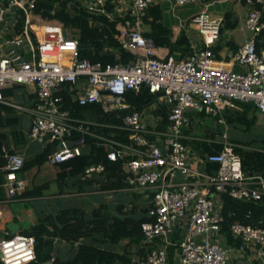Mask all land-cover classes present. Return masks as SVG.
Segmentation results:
<instances>
[{"label":"built area","instance_id":"1","mask_svg":"<svg viewBox=\"0 0 264 264\" xmlns=\"http://www.w3.org/2000/svg\"><path fill=\"white\" fill-rule=\"evenodd\" d=\"M126 4L124 11L117 3ZM206 0H90L85 6L92 14L125 17L115 26L121 47L133 54L126 63L92 62L81 58L77 40L63 35V24L56 19H44L34 12L36 0H0V102L14 111L30 115L28 137L43 144L55 143L47 157L50 164L60 163L82 153L85 135L96 137L107 146V158L123 160L124 182L134 190L151 194V220L141 223L143 241L150 245L156 237L166 242L176 227L184 228L179 242V264H230L229 250L221 244L222 194L245 201L264 197V178L248 175L242 169L236 144L230 139L224 111L235 108L237 102H250L264 113V38L256 45L264 31L261 9L256 5L264 0H245L246 14L238 23L240 31L247 32L239 47L228 59H220L213 50L224 26V12L212 13L209 7L216 3ZM163 2L175 7L201 4L196 12L180 25L193 27L200 43L189 40L191 51L182 58L172 53L159 54L143 16L150 7ZM113 6V13L107 10ZM115 9L123 12L115 13ZM18 12L15 22L8 25L9 13ZM23 17L20 32H15L19 17ZM179 18V17H178ZM34 34V39L31 36ZM188 38V37H187ZM14 84L29 85L33 96L28 103L4 97L1 89ZM65 84H71L73 99L83 105L99 102L106 112L125 111L120 123H97L91 119H76L63 106L58 93ZM145 86L155 99L141 110L132 106L126 92H139ZM154 109L152 120L147 111ZM164 110L169 125L160 128L159 111ZM211 116L216 138L209 139L221 145L217 153L201 157L192 153L184 141L193 138L184 129L200 120V113ZM91 125L113 128L127 133L128 142L114 135L96 132ZM79 136H74V132ZM6 158L3 167L6 194L12 197L23 188L17 179L25 161L22 154L10 152L3 145ZM193 155V156H192ZM199 161L193 167L191 159ZM215 162V171L206 169V163ZM104 164L85 167L87 177L103 173ZM234 238L241 242L240 251L255 246L260 264H264V226L234 221L230 225ZM34 237L16 232L0 237L1 264H25L35 259ZM134 264H167L166 251L152 246Z\"/></svg>","mask_w":264,"mask_h":264},{"label":"trees","instance_id":"2","mask_svg":"<svg viewBox=\"0 0 264 264\" xmlns=\"http://www.w3.org/2000/svg\"><path fill=\"white\" fill-rule=\"evenodd\" d=\"M214 1V0H206ZM261 9L262 19L264 20V4L256 5ZM34 12L40 14L44 19H56L61 22L70 38L77 40L78 53L81 58H87L92 62L100 61L103 64L122 62L126 63L133 58V54L124 50L115 37L117 32L115 26L119 20L125 17H109L104 14H92L84 5H75L70 7L67 0H36ZM107 10L113 13V6L107 5ZM143 22L148 24L150 29L146 33L154 39L157 47H166L169 53H174L177 58L186 56L190 51L189 40L183 31L179 33L176 39L172 40L171 28L162 21V13L159 7L148 8L143 16ZM236 22L232 18L230 11L224 12V27L233 28ZM23 26V17L20 16L16 23L15 32H20ZM34 39V34L31 32ZM264 38L262 31L256 41L257 48L261 46L260 40ZM35 40V39H34ZM220 45L213 47L216 52ZM22 85L14 84L11 87L1 89L4 97H16L15 90ZM71 84H65L58 93L63 98V106L68 108L72 117L76 119H91L97 123L118 124L120 118L117 114L122 115L125 111L106 112L102 109L99 102H89L79 104L73 99ZM128 102L136 109L141 110L154 101L155 95L142 86L139 92L128 90L126 92ZM255 106L250 102H237L235 108L224 111V117L231 128L237 130H249L255 121ZM14 111L10 106L0 102V128L3 122H10V119L4 114ZM162 121L159 123L160 128L169 125V120L164 110L159 111ZM203 114V112H202ZM7 117V118H6ZM90 129L96 132H103L114 135L120 141L128 142L127 133L113 128H102L98 125H91ZM186 134L192 132L191 127L184 129ZM20 133H17L18 136ZM79 132H74V136H79ZM206 137H214V132H204ZM7 134L0 131V190L3 189L4 173L3 167L6 164V158L2 150L5 146ZM232 140L237 144L235 152L241 157L242 169L248 175L259 174L264 178V133L259 136H253L250 139H240L232 136ZM186 144L201 156L206 154L217 153L221 145L207 140H185ZM258 144V146L256 145ZM55 143H49L44 149L30 159H25L22 168L17 171L28 170L34 166H41L47 160L48 155L54 149ZM107 146L99 143L96 137L85 135V145L80 155L69 158L58 163L59 172L57 177L63 179L65 176L75 179L81 184L89 179L85 173V167L90 164L102 163L105 166L102 180L99 182L100 189H111L124 187V173L122 170L123 160L121 158L112 161L106 156ZM206 169L215 171L218 164L215 162L206 163ZM93 181L87 184H92ZM47 183L28 187L21 192H16L12 197L9 205L12 210V204L21 198H35L42 194ZM83 189V187H81ZM1 199L5 196L1 195ZM222 221L221 234L226 244L238 245L241 240L234 238L230 231V225L234 221L255 226H264V197L257 201H245L222 194ZM151 203L145 207L132 206L130 209L123 211V205L119 206V212L122 217L105 215L101 208H93L86 211L79 207L63 208L56 214H49L36 219L21 233L34 237L35 259L25 264H126L130 259L117 251L106 249L97 245L92 238L98 237L106 239L108 242L115 244L124 239H131L142 234L141 223L151 220L149 209ZM13 234L9 231L4 237H10ZM64 240L66 242L78 241L76 246H72V254L69 258L64 259L55 254V240ZM146 246V245H145ZM1 264V260H0Z\"/></svg>","mask_w":264,"mask_h":264},{"label":"crops","instance_id":"3","mask_svg":"<svg viewBox=\"0 0 264 264\" xmlns=\"http://www.w3.org/2000/svg\"><path fill=\"white\" fill-rule=\"evenodd\" d=\"M89 1L90 0H67V5L70 7L78 4L86 6ZM117 5L119 9L124 11L126 4L123 1L118 2ZM197 5L199 4L177 6L175 7L174 12H171V4L169 2H163L160 5H157L162 13V21L171 28L172 40L176 39L179 33L183 31L186 37H188V40H194L195 42L200 43V37L197 35L196 30L188 24H185L184 26L180 25L179 21V19H185L192 13L196 12L199 9L196 8ZM213 5H221L222 9L211 10ZM213 5L209 7L212 13L215 14L220 11H230L232 13V18L236 22V25L233 28L222 27L219 40L214 45H220V49L216 51L217 56L220 59H228L231 53L239 47L248 34L247 32L240 31L237 28L238 23L246 14L247 8L245 0H217ZM201 7L202 6L200 5V8ZM192 9L195 10L192 11ZM114 11L116 14L123 13L117 9ZM17 17V11L9 13L7 18L8 25L15 22ZM146 25L149 30V25ZM3 27L4 24L1 28ZM157 52L163 55L169 53V50L166 47H158ZM20 85L22 86L15 90V94L17 95L16 97H7H12L17 101L28 103L30 98L33 96L32 87L29 85ZM258 112L260 111L256 109L254 113L255 118H257L256 116ZM147 114L148 120L151 121L153 119L151 114H155L154 109H148ZM4 115L10 119V122L8 123L7 120H5L6 122H3L0 131L7 134L4 144L8 151L20 153L25 159H30L44 149L45 146L43 144L30 139L27 135L31 122L30 115L28 113L11 111L10 113H6ZM227 125L228 133L230 135V139L232 140L233 135L229 132L231 127L228 123ZM190 127L192 132L186 135L192 136L193 138H190L189 140L198 139L209 141V139L216 138V128L211 116L200 113V120L194 122ZM204 132H214L215 136L206 137V135H203ZM17 133L20 134L17 136ZM256 145L258 146V144ZM193 152L196 153V151L192 148V153ZM191 164L193 167H199V161H197L196 158L191 159ZM34 167L37 169L31 172L24 170L17 174V179L23 182V188L19 192L34 185L47 183V186H45L40 196L29 199L21 198L15 202L19 204V206L26 209L27 215L24 219L19 218L15 211L11 209L9 205L11 200L7 196L5 188L2 185L3 189L0 190V196L4 195L5 198H0V237L10 231L7 227L9 222H16L18 224V232H21L24 231L31 223L35 222L36 219L49 214L54 215L63 208L79 207L86 211H90L93 208H101L102 212L108 217H122L118 209L120 205H123L124 211L126 209H130L132 206L145 207L151 203V194L144 189L134 190L128 186L100 189L98 181L102 180L103 174L101 175L99 173H95L94 175L88 177L89 179L79 184L75 181V179L68 176H65L63 179H59L57 177V173L59 172L58 163L50 164L46 160V162L41 166ZM90 181H93V183L87 184ZM51 183H54L52 188ZM81 187H83V189H81ZM184 230L185 229L182 227H176V229L169 236V241L166 242L159 236L156 237L150 245L143 241L142 234L135 238L121 240L115 244L98 237L99 235L93 237L92 240L100 247L127 254L126 256L130 259V261L126 264H134L133 260L144 256L148 248L152 246H160L165 249L167 264H179L180 251L178 245L184 236ZM220 242L223 246L231 248L228 255L230 264H260L258 256L256 255L255 246H248L245 250L240 251L236 248L237 245L226 244L223 235L221 236ZM77 244L78 241L66 242L64 240L56 239L55 254L67 259L72 254V246H76Z\"/></svg>","mask_w":264,"mask_h":264},{"label":"rangeland","instance_id":"4","mask_svg":"<svg viewBox=\"0 0 264 264\" xmlns=\"http://www.w3.org/2000/svg\"><path fill=\"white\" fill-rule=\"evenodd\" d=\"M200 5L201 4L199 3V5H197L196 8H200ZM221 9H222L221 5H213L211 7V10H221ZM193 10H195V9H192V11ZM256 117L257 118H256L254 124L250 127L249 130H237V129L231 128L230 131H229L230 134H232L233 136H235L237 138H240V139H250L253 136L261 135L262 133H264V113L258 112ZM35 169H37V168L36 167H31V168H29L26 171L27 172H31V171H33ZM51 184H52L51 185V188H52L54 183H51ZM12 206H13V209H14L16 215L19 218L24 219L25 216L27 215L26 209L21 207V206H19V204L15 203V202L12 204ZM31 215H32V212H31ZM32 217H33V215H32Z\"/></svg>","mask_w":264,"mask_h":264},{"label":"water","instance_id":"5","mask_svg":"<svg viewBox=\"0 0 264 264\" xmlns=\"http://www.w3.org/2000/svg\"><path fill=\"white\" fill-rule=\"evenodd\" d=\"M63 35L66 36V30H65L64 26H63ZM7 227L12 234L18 232V224L16 222H9L7 224ZM46 264H48V263H46Z\"/></svg>","mask_w":264,"mask_h":264}]
</instances>
